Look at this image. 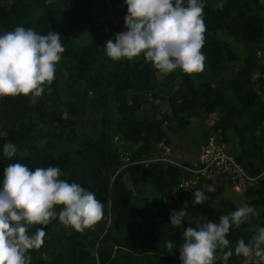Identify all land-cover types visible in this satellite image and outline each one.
Listing matches in <instances>:
<instances>
[{
  "label": "trees",
  "instance_id": "trees-1",
  "mask_svg": "<svg viewBox=\"0 0 264 264\" xmlns=\"http://www.w3.org/2000/svg\"><path fill=\"white\" fill-rule=\"evenodd\" d=\"M126 14L124 0H0V32L18 25L58 32L66 49L41 96L0 98V177L17 161L58 166L62 178L95 192L104 206L83 232L58 219L30 225L46 232L43 245L29 250L31 264H181L183 231L195 227L189 218L219 222L238 206L220 197L222 186L193 204L196 189L179 188L192 176L186 169L141 163L162 152L158 145L170 156L180 144L194 145L195 162L181 161L194 168L203 167L199 150L213 139L248 175L261 174L244 193L259 215L230 230L231 247L247 241L253 225L264 226V0H206L205 66L192 74L161 73L143 55L107 57L105 42L126 30ZM9 141L18 149L11 159L2 152ZM207 185L200 179L199 189ZM150 187L156 196L148 197ZM181 208L188 213L173 227L170 214ZM228 264H244L243 257L233 254Z\"/></svg>",
  "mask_w": 264,
  "mask_h": 264
},
{
  "label": "clouds",
  "instance_id": "clouds-1",
  "mask_svg": "<svg viewBox=\"0 0 264 264\" xmlns=\"http://www.w3.org/2000/svg\"><path fill=\"white\" fill-rule=\"evenodd\" d=\"M205 2L124 0L126 30L105 42V55L113 61L143 55L145 61L161 73L176 69L189 74L203 71ZM65 50L58 32L42 34L22 25L0 32V98L41 96L55 79ZM17 151L13 142L3 145L5 158L11 159ZM64 176L61 168L51 165L30 168L17 161L4 168L0 177V264H31L29 250L43 245L46 232L44 227L32 232L30 225L46 226L58 219L63 225L83 232L101 219L104 206L96 193L77 182H69L62 178ZM225 188L223 186L222 196H225ZM206 190L213 189H209V184L203 190L196 189L193 204L205 203ZM243 196L241 194V198ZM187 213L186 208L174 210L170 214V225L182 226ZM256 215H259L256 208L245 204L221 214L218 223L203 222V217L189 218L188 222L195 227L189 226L183 231V243L179 246L181 264H217L218 260L228 264L233 254L243 257L244 264L249 261L264 264V226L253 225L251 237L247 241L238 239L234 248L228 239L232 228ZM166 248L171 253L174 243L166 241Z\"/></svg>",
  "mask_w": 264,
  "mask_h": 264
},
{
  "label": "built area",
  "instance_id": "built-area-1",
  "mask_svg": "<svg viewBox=\"0 0 264 264\" xmlns=\"http://www.w3.org/2000/svg\"><path fill=\"white\" fill-rule=\"evenodd\" d=\"M158 147L162 149L159 155L151 156L149 159L141 161V163L146 164L153 161H164L171 165L174 164L176 167L186 169L192 176L188 179H182L179 188L183 191L191 188L198 189L200 179H204L208 181L209 189H215L217 186L230 187L233 191L244 195L248 187L257 184L261 175H248L240 164L224 152V146L213 143V139H210L199 150L197 160L203 164V167H199L196 162L194 168H186L184 165L170 158L166 146L158 145ZM122 160L125 162L129 161L127 157H122Z\"/></svg>",
  "mask_w": 264,
  "mask_h": 264
},
{
  "label": "rangeland",
  "instance_id": "rangeland-1",
  "mask_svg": "<svg viewBox=\"0 0 264 264\" xmlns=\"http://www.w3.org/2000/svg\"><path fill=\"white\" fill-rule=\"evenodd\" d=\"M90 124H91V121L89 119H87V125H90ZM176 144L179 145L180 142H177ZM180 146H179V148L178 147L176 148L177 151L174 153V156L171 155L170 158L173 159L174 161L178 162V163H181V161L194 163L195 161H194L193 157H194V155H196L197 148H195V146L192 145V144H187V145L186 144H180ZM137 149H139V148L137 147ZM147 190H148V197H154V196L157 195V192H156V190L153 187H150ZM133 194H134L135 197L139 196V194L136 193L135 191H133ZM223 195H225V196L221 195L220 197L228 199V200H232V201L233 200H239V204L234 203L238 207L246 204L244 196L241 198V193H239V196H238L229 187L225 188V193ZM108 223H109V220H108L107 224ZM91 232H93V229H91Z\"/></svg>",
  "mask_w": 264,
  "mask_h": 264
},
{
  "label": "water",
  "instance_id": "water-1",
  "mask_svg": "<svg viewBox=\"0 0 264 264\" xmlns=\"http://www.w3.org/2000/svg\"><path fill=\"white\" fill-rule=\"evenodd\" d=\"M192 213L195 214V212H192ZM199 217H203V216L200 215ZM203 218H204V221L203 222H207L208 220H211V219H209L208 217H205V216ZM211 221H213V220H211ZM213 222H215V221H213ZM216 223H218V222H216Z\"/></svg>",
  "mask_w": 264,
  "mask_h": 264
},
{
  "label": "crops",
  "instance_id": "crops-1",
  "mask_svg": "<svg viewBox=\"0 0 264 264\" xmlns=\"http://www.w3.org/2000/svg\"><path fill=\"white\" fill-rule=\"evenodd\" d=\"M232 201V200H231ZM234 201V203H236V204H239V200H233ZM232 201V202H233ZM241 204V203H240Z\"/></svg>",
  "mask_w": 264,
  "mask_h": 264
},
{
  "label": "flooded vegetation",
  "instance_id": "flooded-vegetation-1",
  "mask_svg": "<svg viewBox=\"0 0 264 264\" xmlns=\"http://www.w3.org/2000/svg\"><path fill=\"white\" fill-rule=\"evenodd\" d=\"M243 261H244V258H243Z\"/></svg>",
  "mask_w": 264,
  "mask_h": 264
},
{
  "label": "bare ground",
  "instance_id": "bare-ground-1",
  "mask_svg": "<svg viewBox=\"0 0 264 264\" xmlns=\"http://www.w3.org/2000/svg\"><path fill=\"white\" fill-rule=\"evenodd\" d=\"M174 165V164H173Z\"/></svg>",
  "mask_w": 264,
  "mask_h": 264
}]
</instances>
